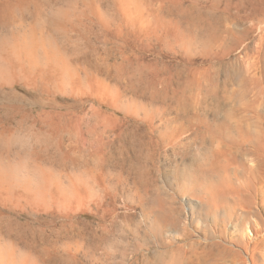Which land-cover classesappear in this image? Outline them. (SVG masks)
Returning <instances> with one entry per match:
<instances>
[{
    "label": "rangeland",
    "instance_id": "rangeland-1",
    "mask_svg": "<svg viewBox=\"0 0 264 264\" xmlns=\"http://www.w3.org/2000/svg\"><path fill=\"white\" fill-rule=\"evenodd\" d=\"M179 2L175 14L169 0H146L152 26L128 41L85 33L81 58L99 66L82 75L108 91L0 87L1 128L36 136L50 112L73 159L63 170L50 157L65 203L0 208V264H264V0ZM176 16L181 34L169 29ZM50 139L52 153L59 138ZM73 172L88 188L72 185ZM226 179L244 186L240 196Z\"/></svg>",
    "mask_w": 264,
    "mask_h": 264
},
{
    "label": "bare ground",
    "instance_id": "bare-ground-1",
    "mask_svg": "<svg viewBox=\"0 0 264 264\" xmlns=\"http://www.w3.org/2000/svg\"><path fill=\"white\" fill-rule=\"evenodd\" d=\"M109 1L110 0H106V3L108 4L106 8H103V0H0V87H3V85L14 86L18 82L28 81V87L31 86H29L30 82L37 85V87H41V90L43 91H48L50 90L49 88L52 87L56 88L57 91H60L61 93H71L74 92L73 85L82 86V84H86V86H92L96 83L99 91H108L110 86L106 83V81L101 78L95 79V81L93 79H89L91 78V76L88 75L90 70L88 72L85 71V69H89L86 67V61V64H84V61L81 58L83 57V54L85 55L83 51H86L85 48H81V43L83 42L82 38L84 39L85 33H92L94 27H100L101 30H106L105 32L103 30V34L106 33L105 41L109 42L112 39L118 38L119 40L123 39L128 41L131 30H134L135 32L136 27L141 28L148 27L149 25L152 26V20L150 21L147 18L148 16H145V10L142 9V7L144 8L146 5L144 3L146 0H111V4ZM169 2L172 3L171 11L174 12L175 7L177 9L180 2L179 0H169ZM116 8L120 13L116 14L119 15L116 16L119 21H116V17H113L111 14L112 10H115ZM110 10L111 12L109 13ZM115 12L116 11H114V15ZM174 13L177 14L176 12ZM175 18H177V16L174 17V19L172 18L174 21L167 19L169 22L168 25L170 24L171 26L169 29H171L173 33L174 31L181 30L179 27L180 22L176 21L178 18L176 20ZM157 22L161 24H163V22L165 23L161 17L158 18ZM112 23L115 24V27L113 28ZM95 30L92 34L96 33ZM181 32L179 31V34H181ZM90 37L86 41H89ZM90 41L89 44L92 43ZM89 44H85V46L88 47ZM92 47L93 46L90 48ZM122 60L121 62L125 61ZM91 62L92 59L90 61L88 60L89 64H91ZM128 63L130 62L128 61ZM102 64L100 63L101 66ZM116 64H118V62ZM97 65L95 64V66ZM119 65L120 64H118V66ZM95 66L92 65L90 67ZM128 68L130 67L128 66ZM119 70L120 69L118 68L117 73L120 71L123 72V70ZM83 71L87 72V76L85 77H89L88 79H84V76L82 75ZM121 74V77L124 76ZM141 78L142 76H140V79ZM68 86L71 87L69 88L71 90H68ZM11 98H14V96ZM16 98L17 97H15V99ZM60 115L62 116V114ZM44 116L50 120V125L37 128L36 136L33 134L31 135L28 127L27 130L29 129V134L27 133L24 135H21L23 131L18 132L19 130H15L9 125L8 127L6 125V127L4 125V127H0V208L2 209L10 210L19 206L22 207L23 202L31 206H36L35 204H37V202H40L39 204L43 203L41 201H44V204L50 201L62 204L67 201V196L69 195L66 190L67 187L64 185V175L62 176V174L64 173L63 170L67 168L68 162L71 163L73 159L70 156L71 154L66 151L63 144L62 130L60 129L61 127L57 126V124H53V120L56 116L50 112H46ZM23 128L24 127H22L21 130H24ZM27 130L24 131L27 132ZM54 134L56 135V139L57 137L59 138V144H57L58 146L55 151L52 149L54 153H51L50 148L54 147V143H49V145L52 146L49 148L48 142H51L50 140L52 138L50 139V137L54 136ZM245 135H247L245 140H252L253 137H249L251 135L249 132H246ZM32 136L37 137L38 141L34 146L31 144ZM41 136H43V139ZM38 137H40L42 141H40L41 139H38ZM256 138L258 140H263L264 128H262L258 135H256ZM20 143L23 144V148H19L18 144ZM258 149H260V147H258ZM54 154L58 156L59 161L62 163L63 167L60 169H63V173L60 172V169H55L53 163L51 162L52 160L50 157H55ZM261 163L264 164V162ZM261 163L259 165H261ZM78 167L80 168V166ZM256 170L255 168H251V171L253 172ZM79 171H82L81 173L84 174L87 170L85 171L80 169ZM83 174L81 175L83 176ZM81 175L73 172L72 175L69 176L66 173V176L70 177V181L72 185H75L76 189H78V186L88 188V185L86 186L85 184L86 181L79 184L73 180L74 178L80 179ZM245 182L248 181L245 180L244 183ZM222 183L225 185L228 184L232 191L239 194L238 196H240L245 189L244 186L234 187L231 180L228 179L223 180ZM239 184L243 185V183L240 182ZM212 187L216 186L213 185ZM76 189L75 191H77ZM212 200L215 202L217 198L213 196ZM40 208H42V206H40ZM44 208H47V206H44ZM6 228L8 230L7 224L5 226V229ZM10 229L9 231L5 230V232H10ZM3 236L4 235H2V231L0 229V238H4ZM5 239L8 241V238ZM10 239V242L8 241L10 244L6 241L7 246L15 244H11L12 240ZM12 247L14 246H11V248ZM8 248L9 247H7V250ZM4 250L6 251V249ZM8 253L10 254V252ZM12 253L14 252H11V254Z\"/></svg>",
    "mask_w": 264,
    "mask_h": 264
}]
</instances>
